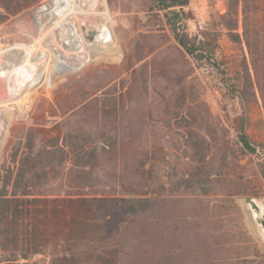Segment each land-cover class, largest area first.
Returning a JSON list of instances; mask_svg holds the SVG:
<instances>
[{
	"label": "rangeland",
	"instance_id": "obj_1",
	"mask_svg": "<svg viewBox=\"0 0 264 264\" xmlns=\"http://www.w3.org/2000/svg\"><path fill=\"white\" fill-rule=\"evenodd\" d=\"M248 6L256 56L221 26L244 0L185 7L191 34L222 30L217 57L245 83L244 105L183 49L154 0H0V193L10 174L19 196L26 167L21 185H39L26 189L37 199L27 207L44 210L19 216L35 230L0 235V264H108L112 254L115 264H264L245 201L264 202V0ZM245 109L255 154L238 138ZM60 163L98 218L67 202L50 215ZM130 200L137 212L124 210Z\"/></svg>",
	"mask_w": 264,
	"mask_h": 264
},
{
	"label": "trees",
	"instance_id": "obj_2",
	"mask_svg": "<svg viewBox=\"0 0 264 264\" xmlns=\"http://www.w3.org/2000/svg\"><path fill=\"white\" fill-rule=\"evenodd\" d=\"M158 3L161 9L168 10L167 13V21L170 29L175 34V38L178 43L183 47V49L191 55L196 60H199L208 66L216 69L222 74L223 82L228 88L229 93H231L232 98H239L243 101L245 105V83L244 82H232L229 78L228 73L225 68L224 61L220 60L217 57V49L219 47V41L221 38L222 30H218L219 28H208L206 30H202L197 34H191L187 28L186 20L190 17L189 12L185 10L191 0H154ZM249 0H244V8L242 10V14H240L237 8L230 7L226 14L222 15L224 21L221 26L226 28L229 31L230 37L234 41H242L244 40L249 48L250 54L255 55L258 52V34L257 31L258 20H255L250 13ZM242 15V24H243V33L239 32L240 20ZM246 108V107H245ZM237 121V131L238 138L242 143L243 147L252 154L257 153V146L252 142L251 138L248 135L249 129V118L246 109L244 112L236 118ZM42 160V159H41ZM63 162V159L60 160ZM44 163V161H43ZM47 164V162H46ZM60 163L57 167L51 165V176L58 175L56 173L61 174V182H56L57 180L53 177L51 178V205L56 202H61L60 204L67 202L68 205L71 206H79L83 207L84 210H87L93 214L92 219L98 218L97 214L93 213V209L91 208L94 200L86 199L85 194L81 193L79 189L82 188L81 185H72L68 183L64 177L67 176V167L61 166ZM44 168L45 166L42 165ZM28 169L25 167L20 168L18 171V176L13 182L14 188H21L24 190L22 193L17 196V193H13L10 195L8 193V187L11 184V175L7 174L4 179L3 189L0 193V235L3 236L4 240L9 242V238L13 237V240L18 237L20 234V227H24L27 225L35 230L38 227V222L32 218V220L27 223H19V216L26 215H35V217L43 216V208H38L34 206L33 208L27 207L28 204H35L37 199H27L26 196L32 194L31 192L26 191L27 188L38 187L36 184H24L21 185V177L23 173ZM19 187V188H18ZM76 188L79 190V199L77 200H69L66 199L65 196L71 191V189ZM38 194V193H37ZM41 194V193H40ZM74 204V205H73ZM58 206L53 205L51 207L50 215L56 216L58 212ZM126 212H137L139 208L135 204L134 200H130L129 203L126 204V208L124 209ZM24 214V215H23ZM14 216V219H13ZM18 216V217H17ZM12 217V218H11ZM97 251V255H101L103 252L101 250ZM89 253L88 251L86 252ZM92 253V252H90ZM96 255V254H95ZM112 257L115 258V256ZM63 258V257H62ZM110 260L108 264H115L114 259ZM95 258H93L94 260ZM106 260V257H104ZM106 263V262H105ZM53 264H63V259L60 260V263L53 262Z\"/></svg>",
	"mask_w": 264,
	"mask_h": 264
},
{
	"label": "water",
	"instance_id": "obj_3",
	"mask_svg": "<svg viewBox=\"0 0 264 264\" xmlns=\"http://www.w3.org/2000/svg\"><path fill=\"white\" fill-rule=\"evenodd\" d=\"M259 198L255 196H246L245 201L250 205L254 219L264 229V202L259 203Z\"/></svg>",
	"mask_w": 264,
	"mask_h": 264
},
{
	"label": "bare ground",
	"instance_id": "obj_4",
	"mask_svg": "<svg viewBox=\"0 0 264 264\" xmlns=\"http://www.w3.org/2000/svg\"><path fill=\"white\" fill-rule=\"evenodd\" d=\"M27 59H28V56H27ZM259 201V203L261 204L262 203V201L261 200H258ZM248 206H249V210H250V205L248 204ZM250 213H251V210H250ZM259 227L261 228V233H262V236L264 237V229H263V227L261 226V225H259Z\"/></svg>",
	"mask_w": 264,
	"mask_h": 264
}]
</instances>
